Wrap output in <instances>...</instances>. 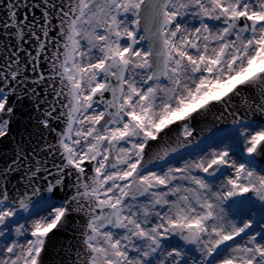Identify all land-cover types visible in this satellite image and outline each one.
Returning a JSON list of instances; mask_svg holds the SVG:
<instances>
[{"label": "snow or ice", "instance_id": "obj_1", "mask_svg": "<svg viewBox=\"0 0 264 264\" xmlns=\"http://www.w3.org/2000/svg\"><path fill=\"white\" fill-rule=\"evenodd\" d=\"M0 264H264V0H0Z\"/></svg>", "mask_w": 264, "mask_h": 264}]
</instances>
